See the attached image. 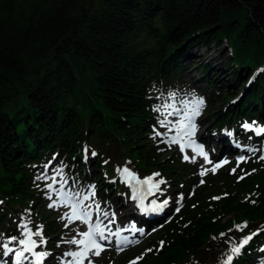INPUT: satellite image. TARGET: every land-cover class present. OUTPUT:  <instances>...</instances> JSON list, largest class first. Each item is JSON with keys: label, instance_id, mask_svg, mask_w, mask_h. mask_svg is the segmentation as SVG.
<instances>
[{"label": "trees", "instance_id": "16d2710c", "mask_svg": "<svg viewBox=\"0 0 264 264\" xmlns=\"http://www.w3.org/2000/svg\"><path fill=\"white\" fill-rule=\"evenodd\" d=\"M211 41L228 59L221 83L228 70L200 53ZM186 91L209 96L216 133L257 138L242 122L264 123V0H0V236L18 212L49 236L62 231L46 205L54 167L99 195L120 185L108 179L114 154L185 180L190 164L162 149L156 130L166 99ZM238 167L251 173L218 200L197 190L141 264H212L234 231L242 239L223 264H261L264 159Z\"/></svg>", "mask_w": 264, "mask_h": 264}, {"label": "rangeland", "instance_id": "374dc122", "mask_svg": "<svg viewBox=\"0 0 264 264\" xmlns=\"http://www.w3.org/2000/svg\"><path fill=\"white\" fill-rule=\"evenodd\" d=\"M207 46L208 47L201 48L200 52L205 53L204 61L210 62L213 67L212 69H214L215 72H218L220 68L228 70V64L226 63V60L228 59L226 55H222V46H219V44H217L215 41L208 42ZM207 48L208 51L206 50ZM198 71L201 72V69H199ZM219 73L220 78L218 81L220 82L222 78H229V74L231 72L228 70V73L226 75H221L222 72ZM201 76L202 74H200V77ZM223 83H226V81ZM174 97L175 95L172 97H168L166 99V104L163 106L165 119L161 132H164L163 136H165V138L163 139L167 149H174L175 147V142L172 138H170V136L173 134L175 135L177 132H179L180 125L182 123L188 122L190 120L186 118L176 119L177 116H180V113L187 116H193L195 118V121L191 120L192 124L197 127V133L199 135L201 134L210 146H212L213 144H218L219 147L227 149L226 147L229 146L230 143L228 142L225 134L217 137L210 131L213 119H211L207 111L209 110V106L213 107V105L209 103V96L207 94L205 95V97H201L195 94L188 95L186 91V95H184L181 99H177L179 101H177L178 104H176V102L174 101ZM183 101H188V104L182 105ZM219 108H221L220 102L215 103L214 110ZM162 147L165 146L162 145ZM177 150L178 151L172 152V156L180 158V160H187L190 163V167L193 172L188 175V180L186 178L185 180H182L181 183L175 181L174 179L162 180L164 183V193L167 196L166 201H168L169 204L172 202L183 203L188 197V195L192 194V190H194V188L198 191L202 188H205L203 196L206 200H212L213 198H216L218 200L222 197L223 191L226 192L227 190V192H230L231 189H234L236 187V182H239L246 178V173H243V171L240 169H236L234 167L235 164L233 163V160H231L230 157L225 158L226 165L223 169H220V167L216 164L206 166L202 163L201 160H196L192 158L191 155H188V153L181 152L178 148ZM261 150L263 151V149ZM249 157L250 155L247 156V159ZM234 160L236 161L235 157ZM110 164L111 167H113L115 176V171L117 172L118 168L122 165H128L135 169L137 167L128 158H126V155H124L123 153L114 154ZM47 175L49 174L46 173L44 177L46 178ZM142 176L145 175L142 174ZM64 179L65 176L62 171H58L52 177H50L48 186L49 188H51L54 194L58 193L59 191L63 190L64 187H66L67 183L64 181ZM109 193L112 192L109 191ZM93 196L94 201L106 207L109 213H119V224H126L127 222H130V219H132V217L135 215L134 211H132L130 207H121L119 203V205H115V203L109 202L106 196L104 198H99L97 195L94 194V192ZM114 197L115 195L113 194V198ZM51 204L53 206L51 207L53 218L56 219V222L58 224H64L65 219L62 210L59 209L58 206L54 205V202H51ZM169 208L170 212H173L175 210L172 206H169ZM231 215L232 214H227L223 220L231 217ZM14 218L16 222L14 224L15 234L11 237H6V235L4 234L0 240V247L2 248L0 249V264H15V254L19 252V239L20 237L29 233H35L37 236L42 237V250L43 252L49 253L48 251L50 245L47 246L48 242L46 235H43V233L40 232V229L37 228L38 226H40V222L36 220V217L28 218L27 216H22L21 213L18 212L14 215ZM112 219L115 218L113 217ZM116 226L117 225L113 224L112 227L114 228ZM62 227L64 228V226ZM147 228L149 229V227ZM80 229L81 228L79 224H69L67 230L65 229L64 231L65 233L63 232L65 235H61L63 236V239L60 235L51 237L49 239V244L53 243L59 248L58 251H52L54 255V261L52 264H65L64 259L66 258V254L65 252L62 253V251L65 249H71L75 245V242L79 240ZM163 229L164 227L158 228L157 230L154 228L147 230L142 239L130 242L124 250L98 249L92 254L87 264H141L142 262H144L147 255H149L152 250H155L157 248L156 246L159 244L160 241L159 234ZM240 238V235L234 234L233 242H227L228 245L227 250L224 252V259L228 257L229 253L234 251V249L236 248L235 243L239 241ZM49 261L50 260H48V263ZM214 264H223V261H215Z\"/></svg>", "mask_w": 264, "mask_h": 264}]
</instances>
